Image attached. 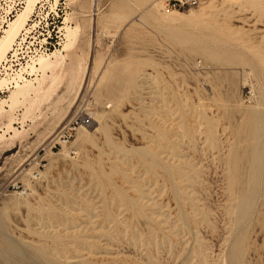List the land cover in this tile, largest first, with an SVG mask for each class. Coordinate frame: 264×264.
<instances>
[{
    "label": "rangeland",
    "instance_id": "obj_1",
    "mask_svg": "<svg viewBox=\"0 0 264 264\" xmlns=\"http://www.w3.org/2000/svg\"><path fill=\"white\" fill-rule=\"evenodd\" d=\"M167 1L36 5L0 66V264H264V0Z\"/></svg>",
    "mask_w": 264,
    "mask_h": 264
},
{
    "label": "bare ground",
    "instance_id": "obj_2",
    "mask_svg": "<svg viewBox=\"0 0 264 264\" xmlns=\"http://www.w3.org/2000/svg\"><path fill=\"white\" fill-rule=\"evenodd\" d=\"M39 1L11 0L8 4L5 10L6 14L0 23V31L2 32V36L0 37V66L7 60L8 53L13 50L14 43L20 37L22 31L27 32L28 22ZM66 36H69V33H66ZM21 71L22 69L17 76L20 77ZM5 84L6 79H0V88Z\"/></svg>",
    "mask_w": 264,
    "mask_h": 264
},
{
    "label": "built area",
    "instance_id": "obj_3",
    "mask_svg": "<svg viewBox=\"0 0 264 264\" xmlns=\"http://www.w3.org/2000/svg\"><path fill=\"white\" fill-rule=\"evenodd\" d=\"M194 0H168L166 5H171L174 8H184L185 6L189 4H194ZM241 100L244 103H252L254 102L256 98V83L254 81L249 80V83L244 85L242 91H241Z\"/></svg>",
    "mask_w": 264,
    "mask_h": 264
}]
</instances>
